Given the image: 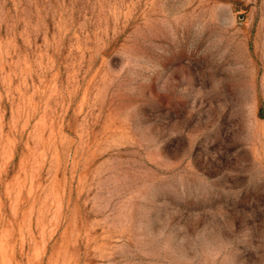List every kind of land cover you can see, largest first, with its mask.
Listing matches in <instances>:
<instances>
[{
	"label": "rangeland",
	"instance_id": "374dc122",
	"mask_svg": "<svg viewBox=\"0 0 264 264\" xmlns=\"http://www.w3.org/2000/svg\"><path fill=\"white\" fill-rule=\"evenodd\" d=\"M0 264H264V0H0Z\"/></svg>",
	"mask_w": 264,
	"mask_h": 264
}]
</instances>
